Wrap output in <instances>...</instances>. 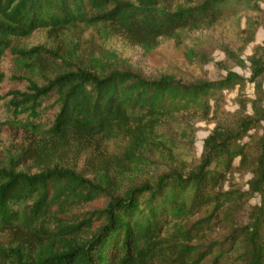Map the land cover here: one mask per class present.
<instances>
[{"label":"trees","instance_id":"1","mask_svg":"<svg viewBox=\"0 0 264 264\" xmlns=\"http://www.w3.org/2000/svg\"><path fill=\"white\" fill-rule=\"evenodd\" d=\"M256 1L0 0V59L13 55L26 83L8 93L21 134L0 160V234L14 241L0 248V264H264V96L235 128L208 135L193 169L131 176L161 122L214 115L223 91L242 89L245 78L148 79L107 52L83 58L75 46L15 44L37 30L56 37L82 27L149 51L160 38L257 10ZM254 31L249 22L246 44ZM248 61V81L264 95V41ZM49 106L55 112L44 123ZM236 159L251 175L245 192L224 189ZM254 196L259 203L240 221Z\"/></svg>","mask_w":264,"mask_h":264},{"label":"rangeland","instance_id":"2","mask_svg":"<svg viewBox=\"0 0 264 264\" xmlns=\"http://www.w3.org/2000/svg\"><path fill=\"white\" fill-rule=\"evenodd\" d=\"M256 2L257 10L239 11L211 26L184 30L176 37L160 38L149 51L128 42L121 35L103 36L96 29L82 27L67 30L56 37L48 36L44 30H37L30 37L18 40L15 44L22 49L38 45L48 48L75 46L83 58L88 55L104 56V52H107L106 55L118 57L119 61L125 62L134 72L148 79L170 76L184 84H197L202 81L221 80L226 77L227 72H233L247 80L242 89L235 86L223 91L219 110L214 115L202 118L181 113L161 122L157 129L158 141L144 152V164L132 172V180L141 182L154 179L170 168L186 172L193 169L201 157L204 140L210 133L217 128H235L240 118L252 115L251 101L264 96L248 81L251 75L248 58L264 41V0ZM249 22L252 23L255 33L253 41L246 44ZM225 49L232 52L233 56L229 57ZM237 58L242 64L238 63ZM16 69L14 56L10 53L0 59V70L5 75L4 81L0 83V160L9 144H16L21 134L12 125L16 119L10 102L11 96L8 95L12 90L25 89L26 83L20 79L21 73ZM262 89L264 92V79ZM47 103L51 105V102ZM242 103L245 108L241 107ZM54 112L55 108L47 107L41 121L49 123ZM23 117L25 115H20L18 119ZM260 126L264 128V123ZM261 127L249 134L261 133ZM247 140L248 137H245L243 142ZM234 167L224 189L240 192L249 190L251 175L239 166V159L234 161ZM258 203L257 196L248 199L239 211L240 221H246L251 207ZM223 232L219 228L214 238L220 237ZM11 243L14 241L10 233L0 234V248H7ZM205 264H210V261Z\"/></svg>","mask_w":264,"mask_h":264}]
</instances>
